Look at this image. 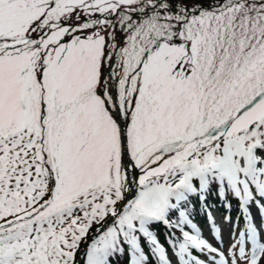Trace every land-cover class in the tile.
<instances>
[{
    "label": "snow or ice",
    "instance_id": "6c2138e0",
    "mask_svg": "<svg viewBox=\"0 0 264 264\" xmlns=\"http://www.w3.org/2000/svg\"><path fill=\"white\" fill-rule=\"evenodd\" d=\"M262 229L264 0H0V264H264Z\"/></svg>",
    "mask_w": 264,
    "mask_h": 264
},
{
    "label": "rangeland",
    "instance_id": "374dc122",
    "mask_svg": "<svg viewBox=\"0 0 264 264\" xmlns=\"http://www.w3.org/2000/svg\"><path fill=\"white\" fill-rule=\"evenodd\" d=\"M215 213V215H217V217L218 218H216V219H218L219 220V225H220V228H221V234H220V239H219V242H220V244H221V246H223L225 243H226V238H225V236H224V233H227V236L230 238L229 239V243L227 244V247H228V245L230 244V243H232V241H233V239H235V234L234 233H232L231 232V226L230 225H225L224 223H223V218H224V216L226 215V214H222V212H217V211H215L214 212ZM233 219H235L234 217H233ZM255 221H256V225H257V227H259V225L257 224L258 223V220L257 219H255ZM198 223V222H197ZM197 225V224H196ZM197 227H198V225H197ZM241 227H243V226H241ZM199 229H200V231H201V233H202V235H203V237L207 240V236L208 235H206L205 233H207V231L206 230H208V228L207 227H198ZM209 233V232H208ZM261 234H262V232H261ZM261 238L263 239L264 238V235H263V237H262V235H261ZM210 243V242H209ZM218 247H220V246H218ZM221 248V247H220ZM222 249V248H221Z\"/></svg>",
    "mask_w": 264,
    "mask_h": 264
},
{
    "label": "trees",
    "instance_id": "16d2710c",
    "mask_svg": "<svg viewBox=\"0 0 264 264\" xmlns=\"http://www.w3.org/2000/svg\"><path fill=\"white\" fill-rule=\"evenodd\" d=\"M213 188L215 189V186H213ZM208 198H210V199H216V201L217 202H219L220 204L221 203H223L220 199H219V197L217 196V193H216V190H215V192H214V194L213 193H210L209 195H208ZM228 199H230L231 201H232V204H233V206H234V208H236V200L234 199V198H232L231 197V195H229V197H228ZM193 214L192 215H196V216H198V214L199 213H201L202 211H201V208L199 207V204H198V200H197V198H193ZM164 233H163V230H161V235H160V240L163 242V240H164Z\"/></svg>",
    "mask_w": 264,
    "mask_h": 264
},
{
    "label": "bare ground",
    "instance_id": "6f19581e",
    "mask_svg": "<svg viewBox=\"0 0 264 264\" xmlns=\"http://www.w3.org/2000/svg\"><path fill=\"white\" fill-rule=\"evenodd\" d=\"M257 211H253V216H257ZM263 235H264V231H263ZM224 236L226 238V243L223 245V248L222 249H227V244L229 243V237L227 236V233H224ZM212 243H216V240L215 239H212L211 240Z\"/></svg>",
    "mask_w": 264,
    "mask_h": 264
}]
</instances>
